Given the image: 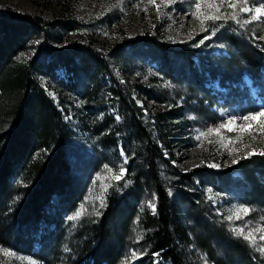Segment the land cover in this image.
I'll return each instance as SVG.
<instances>
[{
    "label": "rangeland",
    "instance_id": "374dc122",
    "mask_svg": "<svg viewBox=\"0 0 264 264\" xmlns=\"http://www.w3.org/2000/svg\"><path fill=\"white\" fill-rule=\"evenodd\" d=\"M229 4L236 7L231 8ZM262 6L264 0H247L246 3L245 0H0V8L36 16L44 23H66L69 26L66 31L50 32L51 45L57 49L84 48L99 55L107 64L105 71L83 81L79 78L80 59L75 57L73 65L67 68L61 65L54 70L55 79L42 77L43 89L60 111L64 123L76 134L74 155L77 162L70 171L74 178L72 183L78 182L82 195L77 204L60 214L61 237L51 245V251L40 248L41 244L37 243L33 254L1 247L0 264H70L67 260L73 255L72 248L78 247L71 234L83 222L97 218L109 187L125 174L127 157L120 142L117 143V156L111 155L109 151L100 150L90 131L83 128L91 119H102L104 115L116 123L120 121L116 105L106 98L107 88L115 81L130 88L131 98L145 117L161 110L162 105L144 92L157 97L161 95L168 103L180 108L178 112L185 125L177 134H183L185 140L171 148L174 161L170 164L179 171L206 168L221 172L225 177L216 183L206 181L204 186H197L202 222L209 228L207 237L216 233L215 229L224 230L226 239L240 246L247 262L264 264V251L258 250L264 248V240H261L264 231H257L264 228V203L251 198L252 185L243 172L225 174L238 166L244 167L252 157L264 156L260 154L264 152V129L260 128L264 117L242 119L264 111V16L252 18L254 9ZM242 7L252 11L241 12ZM213 16L219 18H207ZM149 34H155V41L165 43L174 51L194 52L192 63L197 81L190 72H194L193 68L189 70L186 63L182 64L183 60L174 58L179 57L175 54H169L167 58L174 67V77L164 75L159 57L144 40ZM229 35L256 50L260 56L259 73L249 71L235 58L227 40ZM41 39L39 36L33 39L31 47L34 50ZM202 61L207 63L206 67L202 66ZM221 63H227L230 71L227 72ZM58 81L74 83L80 93L66 90ZM92 87L97 89V97L92 99L94 102L86 101V93ZM229 121L233 123L229 125ZM222 124L233 130L220 128ZM209 129L220 131L219 134L209 133L207 137L201 135ZM164 145L158 142L167 159ZM93 150L97 154L92 161L94 164L85 170V153ZM121 169L123 175H120ZM165 171L163 177L169 188L172 176L165 175ZM116 176L120 178L115 179ZM257 178L260 183L264 182L262 175ZM154 203L155 198L149 195L146 205L153 211ZM242 208H248L249 212L241 213L237 219L235 212ZM77 213H80L78 218L72 219ZM131 228L136 235L140 231L136 225ZM240 228L244 234L253 233L255 245L236 235L234 229ZM209 242L208 251L205 249L204 252L202 246L198 249L205 264H248L238 263L222 243ZM144 257L143 252L128 249L118 264H161L158 258Z\"/></svg>",
    "mask_w": 264,
    "mask_h": 264
},
{
    "label": "trees",
    "instance_id": "16d2710c",
    "mask_svg": "<svg viewBox=\"0 0 264 264\" xmlns=\"http://www.w3.org/2000/svg\"><path fill=\"white\" fill-rule=\"evenodd\" d=\"M68 28L61 21L44 23L36 16L0 8V248L14 252L33 254L37 244L51 251V245L61 237L60 214L77 204L82 195L78 182L73 185L70 171L77 162L76 134L64 123L41 79H55L54 70L73 65L75 57L80 59L79 78L83 81L105 71L107 64L84 48L53 47L50 32L60 34ZM36 36L42 39L34 50L31 45ZM154 37L149 34L144 40L159 57L162 73L174 77V67L167 58L175 54L179 57L174 58L183 60L189 70L193 68L194 72H190L197 81L192 63L195 53L174 51ZM227 40L235 58L249 71H261L260 56L251 45L230 35ZM26 53L29 54L24 58ZM203 65L206 67L207 63L202 61ZM221 66L230 71L227 63ZM58 82L66 90L80 93L74 83ZM144 94L162 109L145 117L131 98L130 88L115 81L107 88L106 98L116 105L120 121L116 123L104 115L83 126L96 139L99 149L111 155L117 156L120 142L127 164L123 178L109 187L97 218L83 222L71 234L78 247L72 248L73 255L67 261L118 264L126 250L136 249L143 252L144 259L158 258L161 264H205L198 255L199 246L208 251L209 240H216L228 248L238 263L251 264L240 246L226 239L224 230L215 229L216 233L208 238V225L202 222L197 186L225 177L206 168L179 171L170 164L174 161L171 148L185 140L183 134H177L185 125L180 108L161 95ZM96 97L97 89L92 87L86 93V101L94 102ZM158 142L165 144L167 159ZM95 152L85 153V170L93 166ZM247 163L225 174L243 172L252 185L251 198L264 203V182L257 178L264 177V156L252 157ZM165 169V175L172 176L169 188L163 177ZM149 195L155 198L154 211L146 205ZM134 225L140 228L137 235L131 228Z\"/></svg>",
    "mask_w": 264,
    "mask_h": 264
},
{
    "label": "snow or ice",
    "instance_id": "6c2138e0",
    "mask_svg": "<svg viewBox=\"0 0 264 264\" xmlns=\"http://www.w3.org/2000/svg\"><path fill=\"white\" fill-rule=\"evenodd\" d=\"M246 2H247V0H245V3ZM228 6L231 7V8H235L236 7L235 4H229ZM199 8H200V5L197 4V9H199ZM216 10L219 11V7L218 6H216ZM240 10H241V12L252 11V9H250L248 7H242ZM254 12H255V15L252 17L253 19H256V18H259L261 16H264V6L255 8ZM207 18L218 19L219 17L218 16H213V17H207ZM232 18L236 19V16L233 15ZM245 23H247V21H245ZM257 116L264 117V111L258 112V113L254 114V115H251V116H244V117H242V119H244L246 121L247 120H255L257 118ZM232 123H233L232 121L228 122L229 125L232 124ZM225 127H228V125H224V124L220 125V128H225ZM260 128L264 129V123H262L260 125ZM228 130L232 131L233 129L231 127H228ZM219 131H220V129H209L208 132L202 133L201 135L207 137L209 133L219 134ZM260 154L264 155V152H261ZM108 171H111V170L109 169ZM120 175H123V169H121ZM119 178H120L119 176L115 177V179H119ZM248 212H249L248 208H242V209H239V210H237L235 212V216H236L237 219H239L241 213L246 215ZM79 215H80V213H77V215L73 216L72 219H77ZM229 219H231V217H229ZM234 231L236 232V235L242 236L245 240H250L253 243V245H255V238H254L252 232H249L248 234H244V230L242 228L234 229ZM257 231H264V228L257 229ZM261 240H264V236L261 237ZM258 250L264 251V248H259ZM0 251H3V249H0ZM5 254L6 255H11V253H7V252Z\"/></svg>",
    "mask_w": 264,
    "mask_h": 264
}]
</instances>
